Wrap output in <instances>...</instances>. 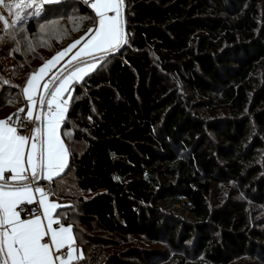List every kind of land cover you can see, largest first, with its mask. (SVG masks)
I'll return each instance as SVG.
<instances>
[{"label":"trees","instance_id":"trees-1","mask_svg":"<svg viewBox=\"0 0 264 264\" xmlns=\"http://www.w3.org/2000/svg\"><path fill=\"white\" fill-rule=\"evenodd\" d=\"M124 11L123 50L73 86L70 165L48 184L83 249L74 264H259L264 0H124ZM95 24L83 2L61 0L28 17L18 44L0 35V120Z\"/></svg>","mask_w":264,"mask_h":264},{"label":"snow or ice","instance_id":"snow-or-ice-1","mask_svg":"<svg viewBox=\"0 0 264 264\" xmlns=\"http://www.w3.org/2000/svg\"><path fill=\"white\" fill-rule=\"evenodd\" d=\"M50 2L52 0H15L8 5L10 14L15 9L14 19L10 22L0 15L3 31L18 44L17 36L23 31V23L29 16H39L43 5ZM3 3L4 0H0V4ZM90 6L97 17L96 28L89 30L86 42L68 61L69 64L78 61L83 66L74 64L67 75H63L65 69H59L60 75L49 77L41 88L45 76L85 38L58 52L30 75L23 89L28 111L25 113V109L20 108L12 114L25 113V122L19 128L12 116L0 120V264H73L74 260L83 258L75 247L72 227L54 218L55 210L61 205L50 201V194L39 182H52L67 167L69 152L60 129L71 99L65 96L71 90L69 86L95 70L104 55L115 52L127 42L123 0H92ZM28 124L35 125L30 135L21 131ZM34 203L42 208V216H34L35 209H32L22 218L24 209L20 206ZM65 248L68 249L66 255Z\"/></svg>","mask_w":264,"mask_h":264},{"label":"crops","instance_id":"crops-1","mask_svg":"<svg viewBox=\"0 0 264 264\" xmlns=\"http://www.w3.org/2000/svg\"><path fill=\"white\" fill-rule=\"evenodd\" d=\"M59 1H61V0H52L51 3H56V2H59ZM80 1L83 2L87 7H89V8L93 11V13L95 14L94 10H93V9L91 8V6H90L92 0H80ZM89 2H90V4H88ZM87 4H88V5H87ZM122 16H123V10H122ZM96 20H97V17H96ZM95 28H96V24H95V26L92 28V30H94ZM88 33H89V32H88ZM88 33L83 37V38H85V39L81 41V44H80V45H77V47H76L75 49H73V51H72L71 53H69L67 56H65V57H64V58H63V59H62L57 65H56V67H54V68L52 69V71L49 72L47 76H45V80H44V81H41V88H42V86H43V83H44L45 81H47V79H49V77H51V76L54 75V74H56V75H60V73H59V71H58L59 69H65V71L63 72V75H67L68 70L72 69V67H73L74 64H76V65H78V66H83V65H79V62H78V61H74L73 64H69L68 61L71 59V56L75 54V52L79 51V49L83 46V43L86 42V39L88 38ZM122 45H123V43H122ZM122 45H121V46H122ZM121 46L119 47V49L121 48ZM119 49H118V50H119ZM118 50H116V51H118ZM116 51H115V52H116ZM88 59H89V61L91 62V58H88ZM100 60H101V59H100ZM100 60H99V62H98L99 64H100ZM65 66H67V67L65 68ZM93 71H94V70H93ZM93 71H92V72H93ZM90 73H91V72H90ZM90 73H89V74H90ZM86 76H87V75H86ZM82 80H83V79H82ZM82 80H81V81H82ZM81 81H79V82H81ZM75 83H78V82H73V83L69 86L70 89H71L70 92H68V93L65 94L66 97H67V96H70V97H71V99H70V101H69V104H68V109H67L66 117H67V114H68V111H69V106H70L71 101H72V92H73V86H74ZM23 94H24V93H23ZM24 98H25V96H24ZM25 102H26V104H25V106H24L23 108L25 109V113H26V112L28 111V102H27L26 98H25ZM25 113H24V115H25ZM11 115H12V114H11ZM11 115H10V116H11ZM4 119H6V118H3V119H1V120H4ZM65 120H66V118H65L64 121L62 122L60 132H61V137H62V139H63L65 145H66L67 148H68L69 158H68L67 167L64 169V171H63V173H62L61 176H63V175L66 173L67 169L69 168L70 160H71V154H70L69 146H68V144H67V141L65 140L64 133H63V128H64V122H65ZM6 175H7V174H6ZM61 176H59V177H61ZM59 177H57V178H59ZM57 178H55V179H57ZM55 179H54V180H55ZM49 183H50V182H48V181H46V180H41V181L39 182V186H40V187H43V186H45V185L48 186ZM49 188H50V187H49ZM37 196H38V194H37ZM49 199H50L51 202H56V203H58V201L55 199V197L52 195V193H51V195L49 196ZM58 204H59V203H58ZM59 209H60V207L57 208V209L55 210L54 218H58V219L60 220L61 224H63L64 226H71V227H72L73 235H74V237H75V247H76V249L78 250V252H82V255H83V257H84L83 249H82L81 245H79V243H78L77 235H76V232H75L73 226H72V225H67V224H65V223L63 222V215H60V214H59ZM44 222L46 223V218H45ZM54 227H57V225H54ZM46 239H47V238H46ZM64 250H65L64 254L66 255L68 249L65 248ZM78 260H80V259H78ZM78 260H74L73 264H74L76 261H78Z\"/></svg>","mask_w":264,"mask_h":264},{"label":"rangeland","instance_id":"rangeland-1","mask_svg":"<svg viewBox=\"0 0 264 264\" xmlns=\"http://www.w3.org/2000/svg\"><path fill=\"white\" fill-rule=\"evenodd\" d=\"M51 3V2H50ZM46 4V3H45ZM7 10H9L8 9V5L7 4H0V11H2L3 12V16H5L4 14H6L7 16H5L7 19H9V20H12L13 19V17H12V15H9L10 13H8V11ZM58 24H60V23H57V25ZM48 27H50V25L48 26ZM4 33V31H3V22L2 21H0V35H2ZM38 37H40L41 38V35H39ZM35 42H36V40H35ZM40 42L38 41V43H37V45L39 44ZM36 45L34 44L33 45V49H31L30 51H29V56L30 55H32L33 53H32V50L33 51H35V49L37 48V47H35ZM35 63H37V62H35ZM101 63V62H100ZM100 64L99 63H97V66H96V68H95V70L98 68V66H99ZM94 70V71H95ZM92 72V71H91ZM86 77V75L83 77V79ZM18 109L19 108H11L10 109V111L12 110V111H14V112H16V111H18ZM7 112H9V111H7ZM13 112V113H14ZM216 116H219V115H213V117H216ZM182 207L180 206L179 207V210L181 209ZM181 213V212H180ZM180 213H179V215H180ZM182 214V216L183 217H186V218H188L189 216V213H187V211L185 212H182L181 213ZM144 247L145 248H150V249H152V250H154V252H157V251H161V252H163V251H165L166 249H167V247H166V245H164L163 243H160V244H155V243H145V245H144ZM115 249H113L112 251H114ZM249 260V259H248ZM246 262H250V261H244V262H236L235 261V263L236 264H245ZM158 263H160L161 264V261H159L158 260ZM258 263L259 264H264V261L263 260H260V259H258ZM165 264V263H164Z\"/></svg>","mask_w":264,"mask_h":264},{"label":"built area","instance_id":"built-area-1","mask_svg":"<svg viewBox=\"0 0 264 264\" xmlns=\"http://www.w3.org/2000/svg\"><path fill=\"white\" fill-rule=\"evenodd\" d=\"M90 4V2L88 3ZM87 4V5H88ZM17 112V111H16ZM14 112V113H16ZM12 116V119L16 122V126L19 128V126L24 123V113H20L19 116ZM34 124H28L24 129H22V133L23 134H31V129L34 127ZM43 188L51 195V190L49 188V186L45 185L43 186ZM20 207H22L24 209L23 212H21V217L24 218L30 210L35 209V211L32 213L34 216H42V208L37 204L34 203L32 205H28V204H23ZM65 252V250H63V253Z\"/></svg>","mask_w":264,"mask_h":264},{"label":"water","instance_id":"water-1","mask_svg":"<svg viewBox=\"0 0 264 264\" xmlns=\"http://www.w3.org/2000/svg\"><path fill=\"white\" fill-rule=\"evenodd\" d=\"M122 10H123L124 32H125V34H126V26H125V11H124V0H123V9H122ZM124 44H125V43H123L122 47H121L118 51L113 52V53H116V54L120 53V51L123 50Z\"/></svg>","mask_w":264,"mask_h":264}]
</instances>
